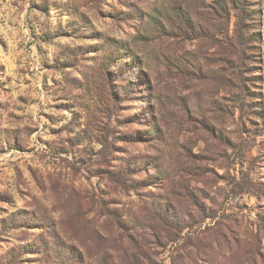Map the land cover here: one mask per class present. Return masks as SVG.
<instances>
[{"label":"rangeland","instance_id":"374dc122","mask_svg":"<svg viewBox=\"0 0 264 264\" xmlns=\"http://www.w3.org/2000/svg\"><path fill=\"white\" fill-rule=\"evenodd\" d=\"M0 264H264V0H0Z\"/></svg>","mask_w":264,"mask_h":264},{"label":"trees","instance_id":"16d2710c","mask_svg":"<svg viewBox=\"0 0 264 264\" xmlns=\"http://www.w3.org/2000/svg\"><path fill=\"white\" fill-rule=\"evenodd\" d=\"M160 205L163 207V208L160 209V214H159L160 215L159 217H160L161 221H165L166 224H172V222L177 223V221L180 222V220L177 219V216H178L177 211H175V209L171 206L170 203H166V204L163 203V204H160ZM199 207L201 208L202 206H199Z\"/></svg>","mask_w":264,"mask_h":264}]
</instances>
